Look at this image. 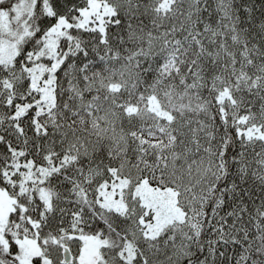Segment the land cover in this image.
Returning a JSON list of instances; mask_svg holds the SVG:
<instances>
[{"label":"snow or ice","instance_id":"snow-or-ice-1","mask_svg":"<svg viewBox=\"0 0 264 264\" xmlns=\"http://www.w3.org/2000/svg\"><path fill=\"white\" fill-rule=\"evenodd\" d=\"M0 264H264V0H0Z\"/></svg>","mask_w":264,"mask_h":264}]
</instances>
